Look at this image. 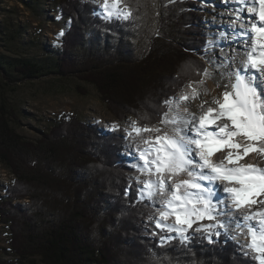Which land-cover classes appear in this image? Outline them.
Segmentation results:
<instances>
[{
	"label": "trees",
	"instance_id": "obj_1",
	"mask_svg": "<svg viewBox=\"0 0 264 264\" xmlns=\"http://www.w3.org/2000/svg\"><path fill=\"white\" fill-rule=\"evenodd\" d=\"M119 7L129 20L106 21L98 0H61L68 24L50 60L0 53V78L12 84L46 74L77 78L97 87L121 129L128 113L139 126H155L168 111L163 101L209 73L205 13L199 0H121ZM4 28L0 46L7 42ZM144 100L151 106L143 107ZM12 116L0 103V162L16 173L0 195V221L15 258L0 264H258L221 229L217 236L194 225L186 242L157 229L149 219L152 201L140 198L123 155L124 132L72 113L29 140L13 128Z\"/></svg>",
	"mask_w": 264,
	"mask_h": 264
},
{
	"label": "snow or ice",
	"instance_id": "obj_2",
	"mask_svg": "<svg viewBox=\"0 0 264 264\" xmlns=\"http://www.w3.org/2000/svg\"><path fill=\"white\" fill-rule=\"evenodd\" d=\"M234 2L254 6L246 8L247 16L245 9H237L231 17L229 27L236 33L233 39L241 36L244 39L238 40L240 49L225 57L235 64V71L230 73V77H234L230 90L211 102L201 99L200 114L190 113L189 119L183 121L179 114L170 117L172 105L175 103L180 108L200 98L197 87L190 83V92L163 101L168 111L161 114L159 123L176 125L173 134L161 127L139 126L137 121L132 122L130 130L121 129L115 123L112 130L122 131L126 137H139L145 145L137 149L139 160L143 162L138 170L148 177L142 182L139 194L141 199L150 201L160 198L161 209L155 219L157 229L175 232L186 242L189 239L186 233L198 222L207 219L224 227L225 224L217 220L218 216L241 212L243 226L247 227L250 237L247 247L256 254L258 264H264V210L251 211L253 205H264V168L240 163L251 152L264 155V0ZM120 3L121 0H104L106 21L130 19L131 13L123 11ZM58 35L63 36V31ZM220 36L224 38V33ZM208 44L215 47L216 40ZM209 61L213 62L212 57ZM183 111L188 112V108L185 106ZM145 133L155 135L144 137ZM217 153L222 158L213 159ZM184 174L188 178H181ZM204 181L208 185L216 181L224 183L223 192L228 194L230 204L220 199L213 202L215 192ZM220 205L225 206V211H219ZM169 218H174V222L167 223ZM233 221H236L235 216L227 222ZM194 230L197 233L214 231L215 235H220L211 224H199ZM160 239L165 241L166 238L160 236ZM208 240L212 242V235H208Z\"/></svg>",
	"mask_w": 264,
	"mask_h": 264
},
{
	"label": "rangeland",
	"instance_id": "obj_3",
	"mask_svg": "<svg viewBox=\"0 0 264 264\" xmlns=\"http://www.w3.org/2000/svg\"><path fill=\"white\" fill-rule=\"evenodd\" d=\"M60 1L31 0L30 5H27L22 0H3L0 3V26L5 27L7 35H3H6L5 41L7 42L5 43L6 45L0 46V53L40 62L50 60V52L57 50V46L60 44L58 34L64 31L68 24V20L59 13ZM233 1L231 0L230 3H233ZM98 2L102 6L104 0H98ZM199 2L202 7L201 10L205 13L202 28L208 35L209 41L216 40L215 47L208 44L204 53V58L209 64L208 75L203 83L193 84L202 95L204 90L210 87L211 82H217L218 74L225 76V78H230V73L233 72L229 69L226 70V66L233 64L232 61L225 59V53L230 54V48L225 45V42L228 41L229 37L232 40L233 36L228 35L231 33L225 30L223 26L227 27L232 24L231 17L234 10L229 0H199ZM237 7L246 9L249 4H240ZM221 33H224V38H221ZM209 57H212L213 62L209 61ZM221 64L223 67H218ZM219 70L221 71L220 73L218 72ZM190 90L188 86L185 87L179 92L177 97L185 92H190ZM144 101L146 102V100ZM141 102L142 100L136 102V106L141 104ZM0 103H5L7 108L13 112L14 117H11L13 128L29 140L39 138L44 131L48 130L66 114L73 113L84 122L95 123L100 129L104 130L119 122V117L114 115L95 85L77 78H63L54 74H46L34 80L19 81L15 84L5 82V79L0 78ZM144 106H151V104L146 102ZM178 109L173 103L170 117L179 114ZM179 116L186 118L184 115L179 114ZM135 117L136 115L128 113L126 119L122 122L123 126L130 130ZM152 127H161L163 131L173 134L172 124L162 125L157 123ZM142 135L147 137L148 135H155V133ZM124 147L123 155H125L127 164L135 172L136 178L134 180L142 188V182L148 177L138 170V166L142 165L143 162L139 160L137 149H143L145 145L141 138L129 137ZM240 163L253 164L264 168V159L256 152H251ZM181 178L188 177L184 174ZM14 179H16V173L0 162V195H4L3 189L5 185L11 184ZM225 186L222 183L218 193L221 191L223 193V187ZM219 195L222 196L223 194ZM219 198L216 197V199ZM26 201L28 200L26 199ZM228 203L230 204L229 197ZM152 205L154 208L152 220L155 221L161 209L160 198L154 197ZM223 209H225L224 205ZM259 210H264V205L257 204L252 206V212ZM219 211L223 212L220 207ZM235 214L241 216L236 218L238 220L231 222L233 223L231 226L227 222L230 220L229 217L224 215L217 217V220L225 224L224 227H218L215 221L207 219L198 222V225L211 224L214 229H221L222 233H226L232 240L247 246L250 237L247 234V227L243 226L245 225L242 220L243 213L238 212ZM239 219L242 221H239ZM173 222L174 218H169L167 221L169 224ZM9 234L7 225L0 221V259L2 260L15 258V256L8 253ZM37 262H39L38 259ZM22 264H33V261L32 259H27Z\"/></svg>",
	"mask_w": 264,
	"mask_h": 264
},
{
	"label": "bare ground",
	"instance_id": "obj_4",
	"mask_svg": "<svg viewBox=\"0 0 264 264\" xmlns=\"http://www.w3.org/2000/svg\"><path fill=\"white\" fill-rule=\"evenodd\" d=\"M230 1L231 0H229V3H230ZM248 4H249V7L254 6L253 4H250V3H248ZM230 5L232 6L233 10H237V9H239L237 6L240 5V4L233 1V3H230ZM246 14L247 13H246V9H245V15ZM233 15H234V11L232 12V16ZM223 28H225V30L229 31V33L232 34V35L231 34H228L230 36H234L236 34L233 31V29L231 27H229V26H227V27L226 26H223ZM238 30L239 29H236L237 32H238ZM243 39L244 38L242 36L238 38V40H240V41H242ZM238 40H234V39L231 40L230 37H229L228 41L225 42V45L230 48V54H226L225 53V57L226 56H228V57L232 56L235 53L236 50H238V49L241 48V44L238 42ZM238 59H239V57H237V61H238ZM228 69L229 70H232L234 72L235 71V64L233 63L230 66H226V70H228ZM218 72L220 73L221 71L219 70ZM218 75H217V77H219V78H217V82H214V81L211 82L210 83V87L209 88H206V90H204V92H203V94L201 95L200 98H198L195 101L189 102L187 105H181V107L178 109V113L180 115H182V116L184 115L186 117V118L181 117L182 118V121L189 119V114L190 113H195L197 116L200 114L199 104H200L201 99L207 100V101L211 102L214 97H217V98L218 97H222V94H223V92L225 90H230V82H234V77L225 78V76H222L221 74H218ZM226 86H229V87L226 88ZM185 106L188 108V112H184L183 111V108ZM180 126L181 127L183 126L182 122H181V125ZM175 127H176V125H173V129ZM218 158H221L219 153L215 154L214 157H213V159H218ZM221 184H222V182L216 181V182H214L213 185H211V186L208 185L215 192V195L213 197V202H215L217 200L216 197H220L219 198L220 200H228V197L229 196H228L227 193H225V192L222 193V191L218 193V189H219V187H220ZM219 194H221V195L223 194V195L220 196ZM220 208H221V210L225 211V209H223V205H220ZM235 213H238V212H233L232 213L233 216H235L236 218H240L238 216H241V215H238V214H235ZM232 214H230L228 216L229 219H231ZM236 220H238V219H236ZM239 221H242V220L239 219ZM232 224L233 223H228V225H230V226Z\"/></svg>",
	"mask_w": 264,
	"mask_h": 264
}]
</instances>
